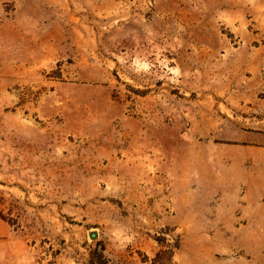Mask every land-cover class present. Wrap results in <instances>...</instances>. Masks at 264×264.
<instances>
[{"label": "rangeland", "instance_id": "obj_1", "mask_svg": "<svg viewBox=\"0 0 264 264\" xmlns=\"http://www.w3.org/2000/svg\"><path fill=\"white\" fill-rule=\"evenodd\" d=\"M0 264H264V0H0Z\"/></svg>", "mask_w": 264, "mask_h": 264}]
</instances>
